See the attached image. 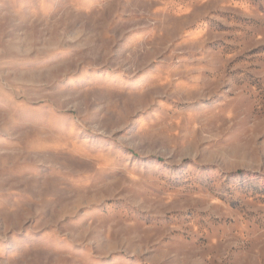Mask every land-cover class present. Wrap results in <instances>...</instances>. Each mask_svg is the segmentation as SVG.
I'll list each match as a JSON object with an SVG mask.
<instances>
[{
	"label": "rangeland",
	"instance_id": "obj_1",
	"mask_svg": "<svg viewBox=\"0 0 264 264\" xmlns=\"http://www.w3.org/2000/svg\"><path fill=\"white\" fill-rule=\"evenodd\" d=\"M0 264H264V0H0Z\"/></svg>",
	"mask_w": 264,
	"mask_h": 264
}]
</instances>
